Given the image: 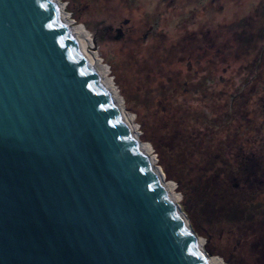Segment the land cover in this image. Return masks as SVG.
I'll return each instance as SVG.
<instances>
[{"label": "water", "instance_id": "water-1", "mask_svg": "<svg viewBox=\"0 0 264 264\" xmlns=\"http://www.w3.org/2000/svg\"><path fill=\"white\" fill-rule=\"evenodd\" d=\"M202 256L52 1L0 0V264Z\"/></svg>", "mask_w": 264, "mask_h": 264}, {"label": "rangeland", "instance_id": "rangeland-1", "mask_svg": "<svg viewBox=\"0 0 264 264\" xmlns=\"http://www.w3.org/2000/svg\"><path fill=\"white\" fill-rule=\"evenodd\" d=\"M59 2L97 42L198 245L222 264H264L247 231L264 233V0Z\"/></svg>", "mask_w": 264, "mask_h": 264}, {"label": "bare ground", "instance_id": "bare-ground-1", "mask_svg": "<svg viewBox=\"0 0 264 264\" xmlns=\"http://www.w3.org/2000/svg\"><path fill=\"white\" fill-rule=\"evenodd\" d=\"M53 3V6L58 13V16L60 19L63 21V23L66 25V27L69 29L70 34L72 35L73 40L75 43L78 45L84 56L86 57L89 65L92 67L99 83L103 87V89L106 91L108 94V97L111 101V104L113 107H115L121 117L122 120L124 121L127 129L130 131L131 135L134 138V141L137 145V148L141 155L143 156L144 160L148 163L150 169L152 170L153 174L155 175L157 181L159 182L160 186L162 187L163 191L167 195L168 199L171 201V203L177 207L176 204V195L174 194L173 188L171 184H167L164 178L163 173L158 169V167L155 166V161L153 157L150 155V146L147 143H144L140 140L138 134L136 135L133 133L134 126H133V116L129 114L128 111H126V108L124 106V99L120 95V93L114 88L115 84L113 82V79L109 78V74L106 71L105 65L102 63V61L99 59L98 55L94 51V44L92 37L88 30L83 26L80 27L78 25L72 26L70 21L67 19L65 13H64V7L62 4L59 2V0H50ZM85 31V32H84ZM178 212L183 220L184 225L188 228L190 231L192 238L194 240V243L200 249L202 253V257L206 264H222L221 261L212 256L208 255L204 252V250L198 245V242L195 238V235L189 226L188 221L184 217V215L179 211Z\"/></svg>", "mask_w": 264, "mask_h": 264}, {"label": "flooded vegetation", "instance_id": "flooded-vegetation-1", "mask_svg": "<svg viewBox=\"0 0 264 264\" xmlns=\"http://www.w3.org/2000/svg\"><path fill=\"white\" fill-rule=\"evenodd\" d=\"M250 140H248L249 142ZM236 147L237 152H241L242 155H246V159L245 160H250L251 158V153H250V146L249 144L245 143V144H239L237 143L236 145H234ZM256 225H254L253 222H250V226L249 228H247V231H250V233L252 231H256L255 235L250 234L249 238H250V243L251 244H259V245H263L264 246V233L262 231L261 228H255Z\"/></svg>", "mask_w": 264, "mask_h": 264}]
</instances>
